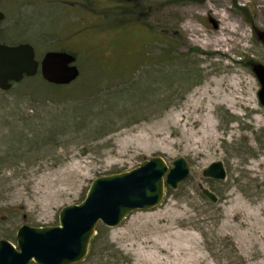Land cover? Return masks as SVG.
Returning <instances> with one entry per match:
<instances>
[{
    "label": "rangeland",
    "instance_id": "rangeland-1",
    "mask_svg": "<svg viewBox=\"0 0 264 264\" xmlns=\"http://www.w3.org/2000/svg\"><path fill=\"white\" fill-rule=\"evenodd\" d=\"M37 1L18 0L25 13L7 17L0 41L31 43L39 59L71 52L82 75L62 98L41 76L0 91V240L16 243L23 225L58 226L97 178L186 158V183L120 227L100 224L80 264H264V106L253 72L264 65V0H134L101 19ZM227 23L242 29L223 48L215 40ZM118 90L124 115L110 130L104 102ZM218 161L227 180L204 178Z\"/></svg>",
    "mask_w": 264,
    "mask_h": 264
},
{
    "label": "water",
    "instance_id": "water-1",
    "mask_svg": "<svg viewBox=\"0 0 264 264\" xmlns=\"http://www.w3.org/2000/svg\"><path fill=\"white\" fill-rule=\"evenodd\" d=\"M5 16L0 13V25ZM215 26V21L211 20ZM77 58L67 52L47 53L41 62L29 44L5 45L0 43V91L8 92L14 84L40 72L45 82L55 86H69L76 82L81 71ZM262 86L258 97L264 106V65L253 69ZM191 168L185 158L172 165L163 156L145 160L139 167L118 175L95 179L79 205L67 206L59 214V225L33 228L23 225L13 242L0 240V264H80L90 254L97 227H120L136 212H151L163 205L169 190H178L189 179ZM204 178L226 181L223 162L209 165ZM203 196L213 204L220 199L209 188Z\"/></svg>",
    "mask_w": 264,
    "mask_h": 264
},
{
    "label": "flooded vegetation",
    "instance_id": "flooded-vegetation-1",
    "mask_svg": "<svg viewBox=\"0 0 264 264\" xmlns=\"http://www.w3.org/2000/svg\"><path fill=\"white\" fill-rule=\"evenodd\" d=\"M35 1H37V0H35ZM62 1L65 3V5L67 6V8L69 10L77 9L79 11V13H88L90 15H93L95 13L94 15L97 16L102 11L104 14H106V17H102V18H109V17H112V15H116L117 13L121 16V14H120L121 11L130 10L129 8L124 7L126 4L130 8L132 7L131 9H134L136 3H138V4L141 3L140 2L141 0H136V1H138L136 3H133L134 0H105V1H108L109 3L115 2V3H118L119 5H122L120 7L114 8L112 5L111 6L103 5L101 3V0H62ZM38 4H40V6L43 5L41 2H39ZM98 4H99V10L96 9V7H97L96 5H98ZM140 5H142V4H140ZM37 7L38 6H35L32 8H27V13L31 12V14H33L35 12V10H37ZM25 9L26 8L19 6L18 0H0V13H2L5 16V19L2 21V23L0 25V35L2 34V25H4V23L6 22L7 17L10 15H15V14L22 15L25 13ZM99 17H100V15H99ZM100 19H101V17H100ZM43 38H46V37L43 36ZM0 43L5 44V45H12V46L13 45H21V44L31 45V43H27V42L20 43V44H9V43H4V42L0 41ZM53 51H49V52H53ZM35 52H36V50H35ZM49 52H47V53H49ZM45 55H43V57ZM43 57H41V59H39L37 52H36V58L38 59V61H41L43 59Z\"/></svg>",
    "mask_w": 264,
    "mask_h": 264
},
{
    "label": "trees",
    "instance_id": "trees-1",
    "mask_svg": "<svg viewBox=\"0 0 264 264\" xmlns=\"http://www.w3.org/2000/svg\"><path fill=\"white\" fill-rule=\"evenodd\" d=\"M100 74V73H99ZM98 74V75H99ZM41 79V81L42 82H44L43 80H42V78H40ZM40 79H38V77H35V78H28V80L27 79H25L24 81H26L24 84H26V83H28V82H37V81H39ZM23 81V82H24ZM23 82L22 83H20L21 85L23 84ZM44 83H46V82H44ZM76 84V83H75ZM75 84H73V85H75ZM73 85H71V86H73ZM71 86H67V87H59V86H54V85H50V84H48V87H49V89H50V93H55L56 92V96H54V97H56V98H62L60 95L62 94V93H65V92H67V91H69L70 89H71ZM14 88V87H13ZM12 88V89H13ZM11 89V90H12ZM95 92L96 91H94L93 89H90L89 90V92L88 93H90L91 95H93V96H95ZM129 92H133V90L132 91H128V93ZM134 94V93H133ZM125 95V92H120L119 90L117 91V93H115V95H113V96H108L107 97V102H104L105 104H108V115H109V118H110V116L111 117H113V119H109V123L107 124V125H109L110 126V130H111V128L113 127L112 125H113V121L115 120V118L116 117H123V115L124 114H122L123 113V110H122V112H118L117 111V109H114L115 108V103H118L117 105H119V104H124V102L126 101V97H123ZM96 97V96H95ZM127 97L129 98L130 97V100H133V99H135V97H131L130 95H127ZM55 98H52V100L53 101H56V100H54ZM58 101H60V100H58ZM134 102V101H133ZM101 104V103H100ZM126 104V103H125ZM93 107V106H92ZM117 108H118V106H116ZM70 108V107H69ZM69 108H67V110L69 109ZM90 107H88V110H87V108H82V110L85 112V111H89L90 109H89ZM110 108H112V109H110ZM114 109V110H113ZM67 110H65V111H63V112H65V113H67ZM114 111H116V112H114ZM68 117V116H67ZM84 119V118H83ZM107 125H105V126H107ZM101 130V129H100ZM99 130V131H100ZM15 242H16V240H15ZM93 243V242H92Z\"/></svg>",
    "mask_w": 264,
    "mask_h": 264
},
{
    "label": "bare ground",
    "instance_id": "bare-ground-1",
    "mask_svg": "<svg viewBox=\"0 0 264 264\" xmlns=\"http://www.w3.org/2000/svg\"><path fill=\"white\" fill-rule=\"evenodd\" d=\"M241 26H236V25H232L231 23H227L224 25V27L221 30V33L218 34V36L216 37V43H218L219 45L223 46V48H225V44L226 42L229 43H233L232 39L236 36V34L238 32H240L241 30ZM232 39H230V38ZM244 40L246 39V37L243 38ZM222 80H225V78H223ZM220 86L217 85L216 87V93H219V88Z\"/></svg>",
    "mask_w": 264,
    "mask_h": 264
}]
</instances>
